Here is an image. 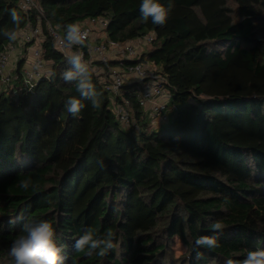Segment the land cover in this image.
I'll use <instances>...</instances> for the list:
<instances>
[{
  "label": "trees",
  "instance_id": "16d2710c",
  "mask_svg": "<svg viewBox=\"0 0 264 264\" xmlns=\"http://www.w3.org/2000/svg\"><path fill=\"white\" fill-rule=\"evenodd\" d=\"M36 1L55 75L20 91L25 55L17 81L0 93V264H11L23 224L39 220L53 224L66 264H226L264 250V0H158L173 5L164 26L142 19V0ZM19 2L0 0V33L14 27L11 8L21 32L39 24ZM90 19L108 20L111 43L152 38L139 60L96 65L144 64L163 77L166 124L153 128L138 101L147 82L116 95L94 74L100 106L82 99L78 118L66 111L65 101L80 97L62 79L70 65L46 25L64 37L67 24ZM15 42L0 34V52ZM125 103L129 124L114 112ZM214 221L225 225L220 246L199 249L196 261L194 241L212 235ZM88 229L111 231L114 247L104 256L76 252Z\"/></svg>",
  "mask_w": 264,
  "mask_h": 264
},
{
  "label": "built area",
  "instance_id": "2783aa9c",
  "mask_svg": "<svg viewBox=\"0 0 264 264\" xmlns=\"http://www.w3.org/2000/svg\"><path fill=\"white\" fill-rule=\"evenodd\" d=\"M19 8L31 17L37 14L39 24L36 27H29L26 31L21 32L18 40L8 46L5 51L0 52V93L12 88L13 83L17 81L18 63L20 59L27 55L23 65V83L20 91H32L43 79H49L52 75L53 66L44 60L42 46L44 43V32L42 29L43 12L36 0H20ZM89 24L81 29L88 33V39L80 49L74 50L64 48L60 40L62 35L47 23V32L53 38L57 48L67 57L71 52H79L83 54L84 60L89 64L93 74L100 77L101 81L106 85L107 89L112 93L119 95L121 88L125 84L135 82H147L143 90L138 94L140 105L148 113L149 120L167 121V111L170 110L171 93L166 87V81L163 77L156 75L154 71L144 65L136 64L133 66H125L124 68L106 69L96 63L102 62L107 64L111 61L134 62L142 56L143 48L152 42V38L144 40H136L126 44L111 43L106 35L109 22L106 19H90ZM139 43V48H136ZM113 49L111 52L109 49ZM111 52V54H109ZM114 56L116 60H110ZM108 73V76L102 77L101 73ZM150 72V73H149ZM149 80V81H148ZM151 80V81H150ZM158 101L153 103L154 101ZM151 108H148L150 105ZM128 104H119L114 106V112L119 121L123 124H129L130 108ZM161 122L160 124L162 125ZM159 124V126H160Z\"/></svg>",
  "mask_w": 264,
  "mask_h": 264
},
{
  "label": "clouds",
  "instance_id": "9594fccd",
  "mask_svg": "<svg viewBox=\"0 0 264 264\" xmlns=\"http://www.w3.org/2000/svg\"><path fill=\"white\" fill-rule=\"evenodd\" d=\"M173 5L165 6L158 0H142L139 11L142 19L151 22L157 26H164L170 16ZM14 27L4 30L2 34L9 41H17L21 35L22 17L15 8L8 10ZM88 39V33L81 29L78 23L66 25L64 37L60 40L61 45L66 49H72L75 46H83ZM67 62L70 68L62 73V79L69 84H74L79 97H69L65 101L66 111L74 118H78L85 108L82 99L90 100L93 107L100 106V96L96 85L93 83V72L89 64L84 60L83 54L71 52L67 56ZM55 75V73H52ZM101 167L103 164L101 163ZM19 186L27 190L31 186L29 180L20 181ZM212 235L199 236L194 241L195 260L200 261L204 253L199 249L213 250L218 248L219 237L222 234L225 225L221 221H214L211 224ZM114 247L113 233L108 231L104 237H99L92 229L84 233L75 240L73 248L76 252H85L91 255L93 252L100 256ZM64 246L57 243L56 233L53 224L48 220H39L35 222H26L22 226V234L13 240L8 256L11 258V264H66V257L62 255ZM226 264H264V250L249 251L245 258L226 261Z\"/></svg>",
  "mask_w": 264,
  "mask_h": 264
},
{
  "label": "rangeland",
  "instance_id": "374dc122",
  "mask_svg": "<svg viewBox=\"0 0 264 264\" xmlns=\"http://www.w3.org/2000/svg\"><path fill=\"white\" fill-rule=\"evenodd\" d=\"M88 24H89V21L87 20V21H84V22H82V23H80L79 25L81 26V27H86V26H88ZM135 44V43H134ZM139 43H136L135 45H136V48L138 49L139 48V45H138ZM111 52L113 51V49L111 48V49H109ZM142 51V48H139L138 49V52H139V54H140V52ZM111 52L109 53V54H111ZM112 55V54H111ZM110 60H116L115 59V57L114 56H111V59ZM115 62H117V61H115ZM50 66H51V63H50ZM104 72H102L101 74L102 75H100V76H102V77H107L108 76V73L107 74H105V70H103ZM150 73V72H149ZM149 81V80H148ZM151 81V80H150ZM156 102H158L157 100L156 101H154L153 103H156ZM170 109H171V102H170ZM151 106H153L152 104L148 107V108H151ZM171 116V115H170ZM161 122H163V120H161V121H153V120H150V123H151V126L153 127V128H157V127H159V124L161 123ZM168 122V118H167V121H164L162 124H166ZM161 125V124H160ZM180 252H178L177 253V255L178 256H180Z\"/></svg>",
  "mask_w": 264,
  "mask_h": 264
}]
</instances>
